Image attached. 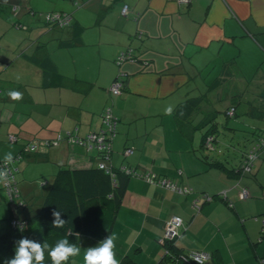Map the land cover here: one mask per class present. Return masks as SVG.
Listing matches in <instances>:
<instances>
[{
  "label": "crops",
  "instance_id": "0c3cea01",
  "mask_svg": "<svg viewBox=\"0 0 264 264\" xmlns=\"http://www.w3.org/2000/svg\"><path fill=\"white\" fill-rule=\"evenodd\" d=\"M35 2L0 0V17L10 9L15 25L29 32L16 31L24 35L18 44L0 40V160L21 155L15 179L23 201L10 203L0 183V235L10 219L39 210L42 176L54 177L61 166H98L97 152L70 142L68 133L98 131L110 106L118 124L104 162L138 172L103 215L117 235L115 258L160 264L164 223L176 215L183 221L176 250L208 253L205 264H264V148L250 173L236 171L264 133V0H61L50 11L71 15L64 27L36 19ZM127 48L134 59L118 64ZM117 78L122 91L113 95ZM208 133L216 140L207 148ZM146 172L191 191L153 184L141 176ZM105 238L83 236L80 246Z\"/></svg>",
  "mask_w": 264,
  "mask_h": 264
},
{
  "label": "trees",
  "instance_id": "16d2710c",
  "mask_svg": "<svg viewBox=\"0 0 264 264\" xmlns=\"http://www.w3.org/2000/svg\"><path fill=\"white\" fill-rule=\"evenodd\" d=\"M112 170L114 176L98 166L85 168L61 166L54 175L39 210L30 217L23 218L25 223L22 227L12 228L9 225V228L0 235V264H5L6 260L15 256V247L21 238L39 243L42 248L43 243L49 245V248L44 250L43 264H52L49 249L61 238H67L69 244L75 243L79 246L83 236L107 237L111 225L106 222L103 215L105 211L108 215L110 207H116L124 192L125 181L130 176L122 173L120 168ZM136 173L138 174L137 171ZM55 210H60V218L67 221L63 228L52 227L54 220L52 212ZM164 245L168 253L163 255L160 264H187L181 260L185 258L187 252L176 250L172 241H166ZM180 255L181 258L176 261L174 258ZM119 264L136 263L130 258L123 257Z\"/></svg>",
  "mask_w": 264,
  "mask_h": 264
},
{
  "label": "built area",
  "instance_id": "2783aa9c",
  "mask_svg": "<svg viewBox=\"0 0 264 264\" xmlns=\"http://www.w3.org/2000/svg\"><path fill=\"white\" fill-rule=\"evenodd\" d=\"M180 3L188 4L190 0H178ZM127 13V6H124L122 8V14ZM44 22L47 25L50 26H58V27H64L70 24L72 18L71 15L65 12H50L44 14ZM126 59H134L132 57V49L127 48L124 51H121L119 56L117 57V63H121L122 61ZM123 83L118 78L114 81L113 85L110 88V92L113 95H119L122 91ZM233 112V108L228 113L231 114ZM101 120H102V127L98 131L89 132L83 137H75L68 133V140L70 142L80 143L86 147L89 151H96L97 154L100 157V161L98 163V167L100 169H103L105 171H109L112 176L113 170L110 167H107L105 164V160L110 158L111 149H112V140L114 136L117 133V124H118V118L114 115L112 108L110 106L104 107L102 113H101ZM10 141L13 140L12 136L8 137ZM62 139L61 135L58 134L56 139L52 141L53 144H57L58 141ZM213 140V136H208L206 138V144L210 145ZM211 147V146H210ZM264 148V133H261L258 135L256 140L252 143L249 150L245 154L242 163L237 168V172L239 174L244 173H250L252 171V168L254 166L255 160L258 158L261 150ZM35 149L34 146H31L28 151H33ZM131 148H126L124 150V154L128 155L132 153ZM21 158V155H18L16 158L13 159V162L11 164L5 163V160H0V170H4L7 173L5 181L2 183V187L5 193L6 198L10 203H13L17 206L21 205L23 203L22 200L18 201L15 200V198H18V191L16 188V179H15V162L18 161ZM120 171L124 174L128 175H137L136 171L128 169L126 167H121ZM141 176L148 180L149 182L165 187L167 189L176 191L180 194L182 193H189L191 191L190 188L187 186H180L174 184L170 179L159 176L155 173H143ZM113 183L114 180H113ZM225 197V194H222ZM248 197V190L246 187H242L239 191V198L245 199ZM210 200L212 199L211 196H207L204 200ZM24 220L20 218H12L10 219V226L12 228L22 227L24 225ZM183 225L182 218L179 216H172L169 220H167L164 223V232L163 237L161 239V242L165 244L166 241H172L175 242V239L179 235V230ZM261 225H262V232H264V216L261 217ZM166 253H168V250H166ZM178 258H181V255L179 257H175L174 259L178 261ZM182 261L186 262L187 264H205L210 260V254L205 252H188L187 255H185L184 259H181Z\"/></svg>",
  "mask_w": 264,
  "mask_h": 264
},
{
  "label": "clouds",
  "instance_id": "9594fccd",
  "mask_svg": "<svg viewBox=\"0 0 264 264\" xmlns=\"http://www.w3.org/2000/svg\"><path fill=\"white\" fill-rule=\"evenodd\" d=\"M14 99H19L21 94L19 92L10 93ZM172 109L166 110L167 114H171ZM5 163L11 164L13 162V154L7 152L4 157ZM7 173L0 170V183L6 179ZM54 220L52 222L53 228H63L67 221L61 219V211L55 210L52 212ZM71 232V230H69ZM117 235L115 233L109 234L103 241L96 246L86 248L84 252V264H119L115 258V241ZM49 248V245L43 243H34L27 238H21L18 241V246L15 247V256L10 260H6L5 264H43L44 250ZM81 248L77 244H69L67 238H61L57 241L54 247L49 249V256L52 264H67L71 257L80 255Z\"/></svg>",
  "mask_w": 264,
  "mask_h": 264
},
{
  "label": "rangeland",
  "instance_id": "374dc122",
  "mask_svg": "<svg viewBox=\"0 0 264 264\" xmlns=\"http://www.w3.org/2000/svg\"><path fill=\"white\" fill-rule=\"evenodd\" d=\"M61 2V0H58L57 2L54 3V5L51 3L49 4L48 2L44 1V0H37V5H36V2L34 3L35 4V8L31 6V8L33 9L34 8V12H35V18H40L41 21L44 22V14L46 13H50L51 9L53 10H58L59 8V3ZM47 3V4H46ZM33 4V5H34ZM54 6V7H53ZM47 8V9H45ZM21 9V8H20ZM19 11H24L26 12L27 9H21ZM52 12H56V11H52ZM27 14H31V12H27ZM27 14H23L21 15V17H23L24 15H27ZM14 12H11L10 9L8 10H5L2 14V16L0 17V40L2 43H7V42H14L15 44H18L19 41L21 39L24 38V35L23 37H19L18 39V36L16 37V35H18L19 33L16 32V31H21V32H24V34H26L28 36V31L27 30H20L22 28H18L17 25H15V18H14ZM6 16H10L8 18H6ZM5 17V18H4ZM24 28V27H23ZM220 134V133H219ZM246 146H247V141H244L242 143V147L240 148L241 151H245L246 149ZM224 151V150H223ZM52 179H53V176H49V175H45V176H42L38 181L37 183L40 184V182H46V185H44V189L42 190L44 196H45V193L47 192L48 190V187L49 185L51 184L52 182ZM35 196L36 198L38 197L39 199L41 198V190L38 189L37 191H35ZM35 198V197H34ZM16 200V198H15ZM34 204H38L34 201ZM90 237H93V235H89ZM84 245H79V247L81 248V252H80V255L76 256V257H71L69 258V264H84V259H83V256H84Z\"/></svg>",
  "mask_w": 264,
  "mask_h": 264
},
{
  "label": "water",
  "instance_id": "95a60500",
  "mask_svg": "<svg viewBox=\"0 0 264 264\" xmlns=\"http://www.w3.org/2000/svg\"><path fill=\"white\" fill-rule=\"evenodd\" d=\"M209 136H213L212 134H209ZM213 138H214V136H213ZM213 141V140H212ZM207 144H206V139H205V146H206ZM207 148H208V145L206 146ZM210 149H213V148H210Z\"/></svg>",
  "mask_w": 264,
  "mask_h": 264
}]
</instances>
